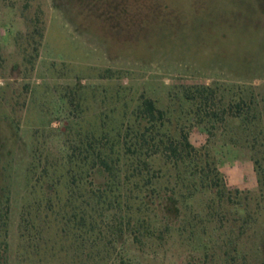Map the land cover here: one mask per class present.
I'll return each mask as SVG.
<instances>
[{"label": "rangeland", "instance_id": "1", "mask_svg": "<svg viewBox=\"0 0 264 264\" xmlns=\"http://www.w3.org/2000/svg\"><path fill=\"white\" fill-rule=\"evenodd\" d=\"M262 63L264 0H0V130L13 145L19 191L10 264H189L183 250L160 259L124 236L106 233L95 243L56 223L36 236L26 230L23 188L30 177L62 179L69 162L86 165L87 136L123 121L124 97L150 95L162 108L187 85H231L236 77L261 85ZM190 139L202 150L208 135L195 126ZM213 154L230 189L261 194L248 151L218 143ZM83 178L89 182V172ZM258 219L264 238V200ZM255 251L235 264H264V247ZM219 259L211 264H226Z\"/></svg>", "mask_w": 264, "mask_h": 264}, {"label": "trees", "instance_id": "2", "mask_svg": "<svg viewBox=\"0 0 264 264\" xmlns=\"http://www.w3.org/2000/svg\"><path fill=\"white\" fill-rule=\"evenodd\" d=\"M236 78L231 85H187L162 108L150 95L136 101L124 97L123 121L105 128L102 137L87 136L91 151L87 148L86 165L67 163L66 175L48 177V186L44 179L26 180L21 203L26 230L37 236L56 223L62 232L92 235L95 243L106 233L124 236L138 253L160 259L166 258L160 252L175 248L187 253L189 264L219 258L226 264L247 262L249 251L264 247L254 227L263 215L264 84ZM195 126L208 135L202 150L190 139ZM218 143L249 152L262 187L257 198L227 186L213 154ZM14 165L13 145L0 130V264H10L19 192ZM250 237L253 247L247 246Z\"/></svg>", "mask_w": 264, "mask_h": 264}]
</instances>
